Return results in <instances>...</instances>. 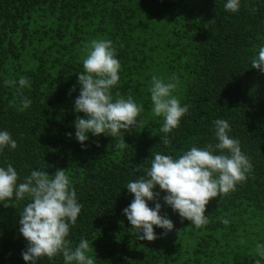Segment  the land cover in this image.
<instances>
[{"label":"trees","instance_id":"1","mask_svg":"<svg viewBox=\"0 0 264 264\" xmlns=\"http://www.w3.org/2000/svg\"><path fill=\"white\" fill-rule=\"evenodd\" d=\"M225 2L0 0V129L18 141L16 149L0 153V163H12L21 180L46 162L50 173L66 169L83 205L69 239L87 238L96 264H255L259 259L255 245L264 243V72L252 67L251 57L264 43V0H241L237 13L226 11ZM93 39H109L117 50L120 81L113 95L132 96L144 111L141 123L125 130L124 137L89 134L82 148L74 121L84 113L73 107L78 74ZM173 74L181 81L174 94L190 109L168 134L171 143L164 144L163 120L151 111L149 86L153 75ZM21 76L30 82L22 90ZM24 96L33 101L27 109ZM217 118L230 122L253 171L234 191L212 198L206 225L197 228L165 205L162 214L174 221V230L163 235L156 227L157 239L140 240L123 213L134 196L127 182L145 174L152 152L175 156L214 142ZM25 203L0 202V264H27L22 257L27 240L19 231ZM37 264L64 261L62 255L45 256Z\"/></svg>","mask_w":264,"mask_h":264},{"label":"clouds","instance_id":"2","mask_svg":"<svg viewBox=\"0 0 264 264\" xmlns=\"http://www.w3.org/2000/svg\"><path fill=\"white\" fill-rule=\"evenodd\" d=\"M224 8L237 13L241 0H226ZM251 65L264 72V43L251 57ZM120 69L113 42L91 40L83 58V71L78 74L79 95L73 107L74 112L84 113L77 115L74 121L75 139L82 148H87L85 142L90 140L89 134L124 137L125 130L130 131L141 123L138 118L144 106L132 96L113 95V88L120 81ZM180 82L176 74L167 78L153 75L150 82L151 111L163 120L160 132L164 135L160 138L164 144L171 143L168 134L179 127L190 109L189 104L182 103L174 94ZM4 83L17 84V81ZM25 86H30L29 80L19 77V89ZM75 87L71 91H75ZM21 103L27 109L33 101L24 96ZM213 125L214 142L203 147L193 145L175 156L152 152L145 174L127 182L125 188L134 196L123 213L140 240L157 239L156 227L164 230L163 235L174 230V221L166 213L162 214L165 205L197 228L206 225L209 221L206 209L212 198L234 191L253 171L254 165L242 150L240 139L231 134L230 122L217 118ZM67 135L72 137L73 133ZM17 146L12 133L0 129V153ZM48 167L46 162L32 168L21 180L12 163H0V202L27 201L19 212V231L27 240L22 257L27 264H37L45 256L51 259L58 255H62L64 264H96L87 238L81 237L78 243L69 239L71 227L77 223L83 207L77 190L66 169L51 165L56 170L50 173ZM150 202H154V206H150ZM223 222L228 224L229 220ZM255 253L259 257L255 264H264V243H256Z\"/></svg>","mask_w":264,"mask_h":264}]
</instances>
